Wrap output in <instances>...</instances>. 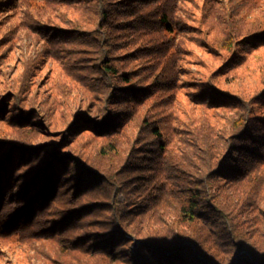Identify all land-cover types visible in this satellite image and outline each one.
<instances>
[{
  "label": "trees",
  "instance_id": "16d2710c",
  "mask_svg": "<svg viewBox=\"0 0 264 264\" xmlns=\"http://www.w3.org/2000/svg\"><path fill=\"white\" fill-rule=\"evenodd\" d=\"M175 1L94 0L95 29L74 28L51 36L57 42L71 40L65 50L69 87L100 105V120L81 112L72 124L95 126L99 137L108 139L99 148L102 162L61 153V143L37 147L39 152L24 141L10 142L9 149L36 155L16 173L2 171L0 164V222L15 182L19 186L7 225L17 231L15 224L23 216H29L25 222L30 227L48 225L61 253L75 252L88 264H264V213L259 208L264 203L259 154L264 124L257 127L245 108L235 113L229 135L236 141L230 153L237 156L228 164L219 158V144L210 136V141L197 140L196 149L184 141L179 154L184 159H177L169 146L170 114L154 110L156 89L176 87L175 38L184 31L174 14ZM135 38L142 43L132 47ZM200 91L195 94L199 103H209L211 90ZM66 161L76 168L69 191L60 190L66 178L62 172L69 168ZM225 184L231 201L227 192L221 196ZM119 193L124 200H118ZM169 217L173 220L165 228L152 229ZM78 231L82 234L76 236ZM251 231H260L261 245Z\"/></svg>",
  "mask_w": 264,
  "mask_h": 264
},
{
  "label": "rangeland",
  "instance_id": "374dc122",
  "mask_svg": "<svg viewBox=\"0 0 264 264\" xmlns=\"http://www.w3.org/2000/svg\"><path fill=\"white\" fill-rule=\"evenodd\" d=\"M174 8L175 17L184 31L175 38V60L179 67L176 87L156 89L158 97L153 99L156 102L154 110L159 115L170 114L173 127L169 146L177 159H184L179 156L184 141L196 149L199 140L210 136L219 144V158L224 157L228 164L237 156L230 153V145L236 141L229 135L235 113L245 108L248 118L257 127L261 129L264 124V38H261L264 34V0H177ZM96 14L94 0H0L2 171H22L24 161H32V156L36 155L33 151L9 149L10 142L14 141H24L36 148L57 147L61 143L63 146L57 148L61 153L82 154L91 161L96 160L93 161L95 164H101L99 148L106 145L108 139L99 137L100 131L95 126L72 124L74 115L81 112L90 119L100 120L102 115L96 110L100 105L85 92L79 94L76 87L67 84L71 73L65 50L70 47L71 40L57 42L56 38H51L74 28L95 29ZM132 42V47L142 43L141 38ZM142 59L147 61L146 57ZM202 89L211 90L209 103H199V97L195 96ZM259 154L264 169V149ZM66 165L69 168L62 172L66 178L61 180L60 190L68 188L69 191L71 174L76 168L68 161ZM180 168L183 173L184 161ZM218 182L221 183V179ZM18 186L12 183L3 203L0 264H88L86 258L75 252L61 253L57 235L48 225L30 227L25 222L29 216L16 222L15 226L19 228L15 232L13 226L7 225L6 215L15 204L13 198ZM226 187V184L222 186L221 196L227 192L226 197L231 201ZM118 200H124L120 193ZM259 206L264 213V203L260 202ZM172 220L171 217L162 218L160 227L153 225L152 229L160 231L165 228V222ZM86 230L91 229L86 227ZM81 232L75 235L79 236ZM251 235L259 238L257 242L261 245L260 231H251ZM98 262L101 261L90 263Z\"/></svg>",
  "mask_w": 264,
  "mask_h": 264
}]
</instances>
